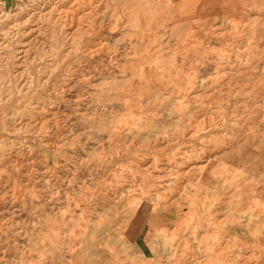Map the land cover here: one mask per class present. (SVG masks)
<instances>
[{"label":"rangeland","instance_id":"obj_1","mask_svg":"<svg viewBox=\"0 0 264 264\" xmlns=\"http://www.w3.org/2000/svg\"><path fill=\"white\" fill-rule=\"evenodd\" d=\"M49 3L41 59H0V264H264V0H0V25Z\"/></svg>","mask_w":264,"mask_h":264},{"label":"bare ground","instance_id":"obj_2","mask_svg":"<svg viewBox=\"0 0 264 264\" xmlns=\"http://www.w3.org/2000/svg\"><path fill=\"white\" fill-rule=\"evenodd\" d=\"M60 1V0H59ZM58 2V1H57ZM48 3V2H47ZM40 4V3H39ZM59 6V5H58ZM57 6V7H58ZM56 6L54 7L52 3L47 4L45 7H42L40 11L37 13L33 12L30 14V16L23 21L25 24V30L22 33H18L15 29V26L8 27L6 24L0 25V59H8V55L6 53L7 49L12 47L13 43L11 40H16V71L17 75L19 77H22L25 73L24 71V63L31 60L38 61L41 59V56L37 53V51L34 50V47L37 43L44 40H48V24L50 25V22L58 23L59 19L62 18V16L57 17V11L58 8ZM35 9V8H34ZM40 9V8H39ZM37 11V10H36ZM8 13V12H7ZM30 13V12H29ZM27 14V13H26ZM64 17V16H63ZM10 19V18H9ZM13 19V18H12ZM17 19V18H16ZM15 19V20H16ZM70 18H68L69 20ZM9 21V20H8ZM18 21V20H17ZM20 21V20H19ZM65 21V20H64ZM12 22V21H11ZM51 22V23H52ZM63 22V21H62ZM68 21H66L67 23ZM70 22V21H69ZM21 23V22H20ZM16 24V23H15ZM17 24H19L17 22ZM59 24V23H58ZM41 25L44 26V32L41 31ZM20 26V25H19ZM24 26V25H22ZM58 26V25H56ZM62 26V25H61ZM67 27V25H65ZM70 26V25H68ZM63 27V26H62ZM71 27V26H70ZM19 28V27H18ZM23 28V29H24ZM51 28V27H50ZM73 28V27H72ZM71 28V29H72ZM22 29V28H21ZM22 29V30H23ZM43 29V28H42ZM58 29V28H57ZM19 30V29H18ZM71 31V30H70ZM62 32V31H61ZM11 35V36H10ZM62 36V35H61ZM73 37V35H72ZM46 40L44 42H46ZM42 42V43H44ZM41 44V43H40ZM45 44V43H44ZM47 45V44H46ZM38 47V46H37ZM44 48V47H43ZM44 51L45 55L49 56V49ZM9 53V52H8ZM10 55V54H9ZM43 56V55H42ZM12 60V59H10ZM9 60V62H10ZM7 62V61H6ZM1 65V64H0ZM3 68V67H2ZM28 69V68H27ZM16 77V76H15ZM21 79V78H20ZM4 80V79H2ZM30 123V122H29ZM211 124V123H210ZM34 125V124H33ZM213 125V124H212ZM190 132V131H189ZM209 155V154H208ZM210 157V156H209ZM208 162V161H207ZM200 167V166H199ZM205 169V168H204ZM259 243V242H258Z\"/></svg>","mask_w":264,"mask_h":264}]
</instances>
